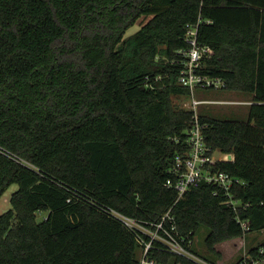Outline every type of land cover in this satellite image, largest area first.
<instances>
[{
  "label": "trees",
  "instance_id": "obj_1",
  "mask_svg": "<svg viewBox=\"0 0 264 264\" xmlns=\"http://www.w3.org/2000/svg\"><path fill=\"white\" fill-rule=\"evenodd\" d=\"M190 26L212 49L199 73L224 81L199 90L248 98L245 112L199 111L207 144L234 155L214 169L240 179L236 208L205 182L180 198L166 184L189 151L179 76ZM0 147V197L19 185L0 215V264H142L139 233L112 209L163 221L220 264L217 243L264 230V0H0ZM202 227L207 255L194 244ZM263 248L233 264L264 259ZM146 258L200 264L160 242Z\"/></svg>",
  "mask_w": 264,
  "mask_h": 264
},
{
  "label": "built area",
  "instance_id": "obj_2",
  "mask_svg": "<svg viewBox=\"0 0 264 264\" xmlns=\"http://www.w3.org/2000/svg\"><path fill=\"white\" fill-rule=\"evenodd\" d=\"M197 27L198 26H190L188 28L187 36L190 48L185 54L188 59L184 60V65L179 76V82L182 85L189 87L191 90V103L188 108L192 109L194 112L192 126L187 131L189 151L186 154L178 155L176 157V162L173 168L176 180L169 178L166 184L169 187L175 188L180 198L191 186H198L205 182L215 187L214 193L216 195H224L229 205L236 208L237 205H239V201L234 199L231 189L234 187L235 183L241 182L240 179L232 177L225 171L214 169L215 164L218 161H232L234 160V155L232 153H222L219 150H213L207 144L204 131L208 125L207 123H202L199 117V107L204 103L228 104L233 102L222 100H201L196 97V93L199 89H206L209 87L219 89L224 84V81L221 78H212L199 73L198 69L202 67L203 56L207 55L210 57L212 49L208 46L199 45L197 40ZM0 152L8 154L7 151L1 147ZM111 215L118 219L130 231L139 233V239H142L144 245L142 264H155L153 260H148L146 258L149 249L154 247L155 242L162 243L170 251L185 256L194 262L200 264H212L200 258L177 241V238L172 231L166 229L163 221L153 224L156 227L154 229L115 209L111 210ZM167 217H170L169 213L165 215L163 220ZM142 234H146V238ZM261 253H264V248L261 249ZM243 263L247 264L245 261ZM261 263H264V259L253 258L250 264Z\"/></svg>",
  "mask_w": 264,
  "mask_h": 264
},
{
  "label": "rangeland",
  "instance_id": "obj_3",
  "mask_svg": "<svg viewBox=\"0 0 264 264\" xmlns=\"http://www.w3.org/2000/svg\"><path fill=\"white\" fill-rule=\"evenodd\" d=\"M151 17L142 16L140 17L135 25L128 29L126 37L134 34L138 31ZM196 97L201 100H222L232 101L233 103L222 104V103H204L199 107V111L207 112L213 111L215 115L227 116L235 112H242L245 106L249 104L247 97L241 93H227L226 95H220V90H199ZM191 98H183L181 104L184 107H189ZM245 112V111H244ZM243 112V113H244ZM233 117V116H232ZM241 117V116H240ZM17 183L12 184L3 195L0 197V215L6 212L11 207L10 199L12 194L18 189ZM46 215V211H41L38 214V219H42ZM208 234V229L202 227L197 234L194 244L200 253L207 255L205 251V239ZM264 243V230L254 231L243 237L233 238L225 240L216 244V250L218 251V260L220 264H233L238 261L241 257L248 255L250 247ZM215 256V255H214ZM264 264V263H261Z\"/></svg>",
  "mask_w": 264,
  "mask_h": 264
}]
</instances>
